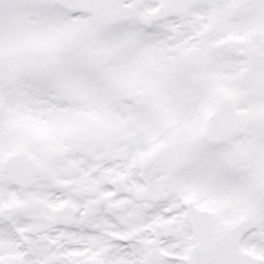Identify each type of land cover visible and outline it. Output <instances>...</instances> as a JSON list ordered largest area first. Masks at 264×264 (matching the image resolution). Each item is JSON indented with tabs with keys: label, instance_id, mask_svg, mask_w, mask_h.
Listing matches in <instances>:
<instances>
[{
	"label": "snow or ice",
	"instance_id": "1",
	"mask_svg": "<svg viewBox=\"0 0 264 264\" xmlns=\"http://www.w3.org/2000/svg\"><path fill=\"white\" fill-rule=\"evenodd\" d=\"M0 264H264V0H0Z\"/></svg>",
	"mask_w": 264,
	"mask_h": 264
}]
</instances>
